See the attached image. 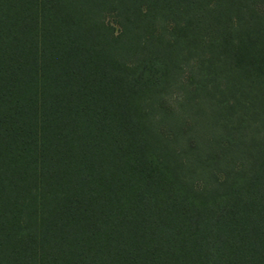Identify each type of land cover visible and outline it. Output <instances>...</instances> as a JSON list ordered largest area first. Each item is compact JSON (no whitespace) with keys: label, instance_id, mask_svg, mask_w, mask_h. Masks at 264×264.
Masks as SVG:
<instances>
[{"label":"trees","instance_id":"16d2710c","mask_svg":"<svg viewBox=\"0 0 264 264\" xmlns=\"http://www.w3.org/2000/svg\"><path fill=\"white\" fill-rule=\"evenodd\" d=\"M0 264H264V0H0Z\"/></svg>","mask_w":264,"mask_h":264}]
</instances>
